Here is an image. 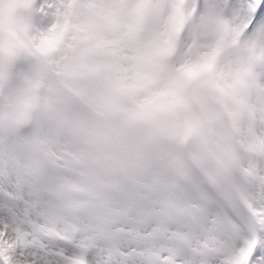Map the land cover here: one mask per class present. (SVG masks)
<instances>
[{"label":"snow or ice","instance_id":"1","mask_svg":"<svg viewBox=\"0 0 264 264\" xmlns=\"http://www.w3.org/2000/svg\"><path fill=\"white\" fill-rule=\"evenodd\" d=\"M0 264H264V0H0Z\"/></svg>","mask_w":264,"mask_h":264},{"label":"clouds","instance_id":"2","mask_svg":"<svg viewBox=\"0 0 264 264\" xmlns=\"http://www.w3.org/2000/svg\"><path fill=\"white\" fill-rule=\"evenodd\" d=\"M5 8H7V4H5Z\"/></svg>","mask_w":264,"mask_h":264}]
</instances>
